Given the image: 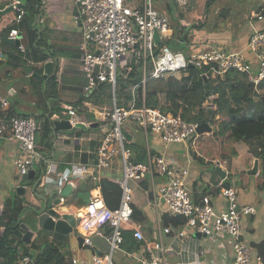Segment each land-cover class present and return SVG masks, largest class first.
<instances>
[{"label": "crops", "instance_id": "crops-1", "mask_svg": "<svg viewBox=\"0 0 264 264\" xmlns=\"http://www.w3.org/2000/svg\"><path fill=\"white\" fill-rule=\"evenodd\" d=\"M39 1L38 13L32 19L31 27L34 28L37 34L42 33L43 36V44H39V50L40 53L46 55V60L42 65H37L41 69L36 74L42 76V81H46V84L43 87L42 81L34 79L38 84L30 81L28 74L32 76L34 72L24 73L23 65L15 68H10L7 65L8 55L15 53V47L23 51L28 43L24 31L17 28L19 22L12 21L15 16V11L12 9L6 14L0 15V38H10L7 29L16 28L19 30L17 39H15L18 46L0 43V51L5 55V58H0V101L7 100L9 102L7 112L13 115L34 118L38 121L39 128L36 132L37 135H35L38 150L47 161L51 162L53 170H57L61 174H67L70 182L75 185L63 196L65 202L63 204L59 203L57 205L59 207L55 206V209L60 214L73 215L77 225V210L88 202L91 191L96 187H99L98 191L101 192L107 206L114 207L119 202L120 192L116 184L122 170L119 158L114 159L110 169L103 172L98 181L92 182L86 175L89 173L91 165L97 161V150L109 131L110 125L102 113L111 107L115 92L109 84H99L90 96L86 97L83 94V87L87 80L81 69L82 54L78 46L83 42L84 35L79 8L75 0ZM207 1L202 5L191 1L188 10L179 12L176 9L172 16L168 14L167 10L165 11L164 14L168 15L169 23L171 20L173 25L188 26L190 24V28L188 27V42L176 40V43L171 46L172 50L186 55L212 47L225 51L241 52L250 62L252 71L255 73L257 60L247 48V42L253 27L264 29V0H262V6L258 11L252 10L249 13L248 23L244 24L243 30H239L237 33L229 26L219 23L221 20L224 24L228 21V9L223 10L221 18L216 19L213 24L214 29H211V32L202 31L206 27V20H208L205 6ZM215 1H211L208 7H211ZM133 2L134 0H126L129 5H132ZM11 4H18V1L0 0V11ZM253 13L262 14L263 19L261 21L256 20L252 17ZM197 17V22L192 24V21ZM13 25L14 27H11ZM171 30L170 40L173 34V29L171 28ZM6 32L7 34L4 35ZM187 46L190 50L186 49ZM50 61L54 62V67L50 74H47L45 73L44 64ZM26 64L31 65L33 62L27 61ZM121 70L122 66H119L117 75ZM184 71L174 76L184 74ZM40 95L43 96L44 101L42 99L40 101ZM214 98H216V95L209 96L203 104L211 102L214 105ZM120 100L123 103L121 98ZM68 107L76 109V116L74 117H80V121L77 122L82 123L84 127H76V122L72 125L70 131H55L54 133V129H51V148H43L42 143H40V128L45 121H48L47 114L49 110L58 118L68 119L70 118L66 111ZM56 108H62L64 111H58ZM83 110L92 112L95 119L85 118L81 113ZM218 117L216 115L215 118L218 119ZM89 124L91 125L89 126ZM208 126L211 128L210 132L199 135L193 146L191 145L192 149L184 144L166 145L157 136L138 131L135 129L136 126L127 125L124 132L129 136H125L127 144L137 143L136 141L143 137V144L140 142L137 144L146 153L144 160L147 161L149 152L150 154L163 156L169 166L174 169L186 170L188 173L186 184L194 202H198L202 196L207 195L210 196L215 210L217 212L222 211L227 205V200L217 188L222 186L230 187L235 191L236 200L240 207H253L255 209L253 213L241 217V238L249 246L254 256H259L264 260V167L261 155L257 157L250 153L248 146L243 142L230 143L223 151L222 157H217L216 153L210 155L207 151L208 141L204 140V137V139H201V137L209 136L216 125L208 124ZM240 143L245 147L240 148ZM127 149L129 150V148ZM18 152L15 141L8 140L4 142L0 140V204L3 205L7 198L12 194H16V189L19 187H22L23 191L28 187L31 191L33 183L38 178H41L38 185L41 193L48 195L53 192V198L49 199L50 202L62 196L61 190L66 186V183L53 173L46 174L44 170L42 171L41 164L33 165L31 170L35 174L32 180L20 178L12 165V160L18 155ZM133 154H136V151L133 150ZM202 157H205L211 163L208 164V162L203 161ZM220 159L221 162H225L223 166L214 163ZM255 160L258 161L257 169L254 174H251ZM141 163H144V161ZM212 167H220L225 172V176L220 177L214 173ZM82 173L86 175L84 179L79 178ZM146 177L135 178L131 184L134 212L132 222L134 226L139 227L142 231L144 235L143 243L134 239L131 231H127L120 249L113 254V264H139L142 246L153 239L157 240L159 233L163 246L172 248V251L165 256L164 264H231L233 259L232 239L226 235L197 237L196 233L187 230L184 237L178 238L173 233H161L164 227L179 229L182 224H175V216L166 212L163 206L158 208L153 206L150 202L151 188ZM154 179L156 187L164 182L163 176L156 175ZM32 181L33 183H31ZM81 184H86L91 189L87 202L78 208L67 204L69 194L74 191L76 186ZM27 202L32 206L38 203L33 194L32 199L27 200ZM76 225L73 232L67 235L56 232H49L48 234V238L64 255L68 264H73L72 260L76 261L74 264H92L93 255L103 256L108 253L109 244L102 237L92 236L91 246H84L83 242L79 241L80 233ZM29 229L33 232L30 239L32 241L39 229L37 226L33 229L29 227Z\"/></svg>", "mask_w": 264, "mask_h": 264}, {"label": "built area", "instance_id": "built-area-1", "mask_svg": "<svg viewBox=\"0 0 264 264\" xmlns=\"http://www.w3.org/2000/svg\"><path fill=\"white\" fill-rule=\"evenodd\" d=\"M157 0H139L132 5L124 0H75L81 16V26L84 35L83 42L78 46L82 57L81 69L87 83L83 87L84 96L88 97L99 84H109L114 92L117 69L126 62L127 55L140 58L143 67L147 60L151 61L148 75L143 73L142 86L147 78L159 79L174 76L192 65L198 69L206 67L202 73L205 78L223 77L229 71L246 74L249 82L254 86L264 79V29L253 27L249 34L247 48L257 60L256 72L252 71L250 62L237 51H225L219 48H207L184 56L179 51H173L171 45L166 44L156 54L155 49L160 43L171 38L172 30L166 14L159 12L153 2ZM183 11L189 9V0H175ZM15 11L13 22H20L23 9L11 4ZM253 18L261 21L263 15L253 13ZM159 36V44L154 41V33ZM10 38L17 39L18 30H10ZM128 70V69H127ZM30 76V74H28ZM212 98V97H211ZM9 102L0 101V140H13L17 144L18 155L12 160V165L18 176L26 175L34 164H43L46 174H54L61 180L74 187L67 174L53 170L51 162L38 150L35 135L39 123L34 118L9 115ZM207 109H215L208 102L203 104ZM70 116H76V109L66 108ZM110 125L97 150V161L91 165L87 178L96 182L102 173L109 170L115 158L121 162V176L116 184L120 190L117 206L109 207L105 204L101 192L96 187L91 191L88 202L79 210L77 230L83 237V245L91 246V237L105 238L109 244V251L103 256L93 255L92 264H113L112 257L124 240L125 233L131 231L134 239L144 240L139 227L133 224V192L131 184L135 178L148 177L151 188V203L154 207L163 206L165 211L173 216L184 218L179 229L164 227L163 234L173 233L182 238L187 230L200 233L204 237L226 235L232 239L233 259L231 264H264V260L252 254L249 246L241 238V217L253 213L255 209L249 206L240 207L236 200L235 191L230 187L218 186L221 195L227 200L226 207L217 212L210 196H202L198 202L192 200L190 190L186 184L187 171L177 170L169 166L161 155L147 154V161L129 162L130 151L126 148L127 140L124 135L127 125L140 126L145 134L157 136L164 144H184L193 148L199 136L198 122H189L178 115L164 113L156 108H149L141 104L135 106L134 96L127 107L118 106L113 95L111 107L102 113ZM77 121L70 119V124ZM192 145V146H191ZM219 166L224 161L216 162ZM79 175L80 179L86 176ZM156 175L163 176L164 182L156 187ZM60 204L65 202L59 197ZM3 205L0 204V212ZM172 251L170 246H163L160 233L157 240L146 242L142 246L139 264H164L165 256ZM72 263H76L72 260ZM15 264H38L28 255L20 257Z\"/></svg>", "mask_w": 264, "mask_h": 264}, {"label": "trees", "instance_id": "trees-1", "mask_svg": "<svg viewBox=\"0 0 264 264\" xmlns=\"http://www.w3.org/2000/svg\"><path fill=\"white\" fill-rule=\"evenodd\" d=\"M211 1L214 0L206 2V8ZM39 5V0H26L17 28L24 31L28 43L23 51L15 47V53H10L6 60L10 68L23 65L26 74L29 71L39 72L41 67L38 68L37 65H42L46 60V55L40 53L39 50V44H43L42 33L37 34L31 27V21L37 16ZM176 8V5L167 4L168 14L172 16L173 10ZM169 25L173 29L172 39L160 43L155 49L156 54L160 52L163 45L173 46L176 40L181 42L189 40L188 29L190 27L181 24L173 25L171 20ZM10 30L7 29V32ZM132 60L125 62L116 77L114 92L118 99V106L125 107L126 103L134 96L136 98L135 106H141L144 103L146 107L178 115L189 122L216 125V130L209 136L223 140L224 147L229 143L243 142L253 155L258 157L264 153V79L260 80L251 91V82L248 81L246 74L229 71L223 77L212 78L208 75V78H205L202 73L206 71V67L198 69L189 66L184 71L183 79L174 76L159 79L147 78L143 87V73L149 74L152 66L151 61L147 60L143 67L140 58ZM27 61H31L33 64L28 65ZM28 77H30V81L38 84L31 75ZM205 84H207V89ZM211 95H216V98L213 99L215 109H207L203 106V103ZM119 97L123 103L120 102ZM41 99L44 101L43 96L40 95V101ZM216 115L219 116L218 119L215 118ZM51 129L49 121H45L40 128V143L45 149H50L52 145ZM209 136H202L201 139L204 137L205 139H203L207 140ZM207 141L208 148H210L211 143L209 140ZM126 146L131 151L129 162L145 161L146 153L140 145L128 143ZM133 150L136 151V154H133ZM210 155H213V152ZM43 168L44 166L41 164L42 171ZM90 190L86 184L76 186L74 191L69 194L67 204L80 207L87 202ZM26 210L33 213L32 205L26 203L17 194H12L3 204V211L0 214V264H15L24 255L30 256L38 264H68L57 246L48 239L49 231L38 230L32 241L24 242L22 240L21 216ZM174 219L177 225L184 222V218L181 216H175Z\"/></svg>", "mask_w": 264, "mask_h": 264}, {"label": "water", "instance_id": "water-1", "mask_svg": "<svg viewBox=\"0 0 264 264\" xmlns=\"http://www.w3.org/2000/svg\"><path fill=\"white\" fill-rule=\"evenodd\" d=\"M17 1H18V4H16V7L24 9L25 0H17ZM11 10H12V6L9 5L4 10L0 11V15L6 14L7 12ZM154 41L156 45L159 44V36L157 32L154 33ZM0 43L14 46V45H17L18 42L14 39L5 37V38H0ZM183 54L186 55L185 53ZM0 58H5V55H3L1 51H0ZM53 67H54V62L52 61L46 62L44 64L45 73L50 74V71L53 69ZM190 67H193V66L190 65ZM32 78L39 80V81H42L43 79L42 76L36 73L32 74ZM42 83L44 87L46 84V81H42ZM205 88L207 89V84H205ZM253 88H254V84L251 83V91L253 90ZM56 109L61 112L64 111L62 110V108H56ZM56 116L52 113L51 110H49V113L47 114V119L49 123L51 124V128L54 129V133L55 131H64V132L70 131L72 129V125L70 124V119H74L75 121H80V117L78 116L77 117L70 116V118L68 119L61 118V117L58 118V116L57 117ZM90 125L91 124H89V126ZM75 126L81 127V128L84 127V125L80 122H77ZM210 129L211 128L208 126V124L201 123L198 126L197 133L201 135L205 132H210ZM124 135L126 137H129L127 136L128 134H126V132H124ZM260 157L262 159L263 167H264V153ZM257 164H258V161L255 160L254 167H253L254 169L251 171V174H254V172L256 171ZM214 172L218 174L220 177L225 176V172L220 167H215ZM34 174L35 172L33 170H30L26 175H23L22 178L32 180L34 178ZM263 174H264V168H263ZM40 180L41 178H38L31 187V192L35 196V199L38 201L36 205L32 206L34 218H35V221L37 222L36 226L38 227L39 230L56 232V233H60L63 235L72 233L73 228L76 225L74 216L70 214H60L59 212L56 211L55 206H57L60 203L59 198H55L53 199V201L50 202L49 199L53 198V192H50L48 195L41 193L38 189ZM70 189H71L70 185L66 184V186L61 190L62 196L66 195L70 191ZM16 190H17L18 195L23 194L24 192L22 187H19ZM21 228L23 230L22 240L24 242H29L33 236V232L29 229L27 225L21 224ZM196 236L200 237L202 235L196 232ZM79 241L83 242V237L81 235L79 236ZM139 242L143 243V240H139Z\"/></svg>", "mask_w": 264, "mask_h": 264}, {"label": "rangeland", "instance_id": "rangeland-1", "mask_svg": "<svg viewBox=\"0 0 264 264\" xmlns=\"http://www.w3.org/2000/svg\"><path fill=\"white\" fill-rule=\"evenodd\" d=\"M191 1L197 2L198 4L202 5L207 0H189V4H190ZM134 2L138 3L139 0H134ZM169 3L172 6L176 5V7H177L176 9L179 12L182 10V7L179 4H177L175 2V0L154 1L153 2V6L159 12L165 13V11L167 10V4H169ZM261 6H262V0H216L215 3L211 7H207L206 8V14H207L208 20H206L207 21L206 22V27L202 31L211 32L212 31L211 29H214L213 24L216 21V19L217 18L218 19L221 18L222 14H223V10L228 9V12H229L228 21H226L225 24H224V22L221 20V21H219V23L220 24L223 23L222 25L229 26L230 28H232V30H234L237 33V31L243 30V27L245 26L244 24L248 23L249 13L252 10L253 11H258ZM176 9L173 10V13L176 11ZM197 20H198V17L195 20L192 21V24L196 23ZM189 25H188V27H189ZM16 46H18V45H16ZM186 49L190 50L188 46L186 47ZM132 59L133 58L131 57V55L128 54L127 57H126V61H133ZM256 71L257 70H255V72ZM184 75L180 74V75H177V76H174V77H177L179 79H183ZM126 105H127V103H126ZM126 105H125V107H127ZM55 113H56V111H55ZM81 113L87 119H95L94 114L92 112H87L86 110H83V112H81ZM135 129H137L138 131H142L140 126H138ZM215 130H216V128L213 127L212 133ZM207 140H209L210 143H211V146H210V148H207V151H209V153H212V152L216 153L217 157H222L223 156V154H222L223 151L230 144L229 143L226 147H224L223 146L224 145L223 140L217 139L214 136H209V138H207ZM136 142L137 143L140 142V143L143 144V137H142V139L137 140ZM137 143H136V145H137ZM239 147L240 148H244L245 146L240 143ZM202 158H203V161L208 162V160L205 157H202ZM145 162H146V160L144 161V163ZM218 162H221V159L218 160ZM210 163L211 162H208V164H210ZM214 163L216 164V162H214ZM212 168H213V172H214L215 167H212ZM146 178L148 179V177H146ZM16 194H17V190H16ZM32 194L33 193L30 191V189L28 187H26V190L23 192V194H19V195L17 194V195L22 197L24 199V201L26 203H28L27 200H31L32 199ZM56 207H59V206H56ZM78 220H79V218H78ZM21 221H22L21 224L27 225V226H29L32 229L35 228L36 224H37V222L35 221V218H34V214L30 210H26L23 213V215L21 216ZM48 239L50 240V238H48Z\"/></svg>", "mask_w": 264, "mask_h": 264}, {"label": "clouds", "instance_id": "clouds-1", "mask_svg": "<svg viewBox=\"0 0 264 264\" xmlns=\"http://www.w3.org/2000/svg\"><path fill=\"white\" fill-rule=\"evenodd\" d=\"M185 56V55H184Z\"/></svg>", "mask_w": 264, "mask_h": 264}]
</instances>
